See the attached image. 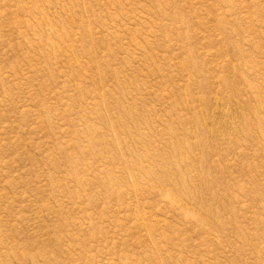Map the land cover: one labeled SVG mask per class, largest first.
<instances>
[{
  "label": "rangeland",
  "instance_id": "374dc122",
  "mask_svg": "<svg viewBox=\"0 0 264 264\" xmlns=\"http://www.w3.org/2000/svg\"><path fill=\"white\" fill-rule=\"evenodd\" d=\"M0 264H264V0H0Z\"/></svg>",
  "mask_w": 264,
  "mask_h": 264
}]
</instances>
